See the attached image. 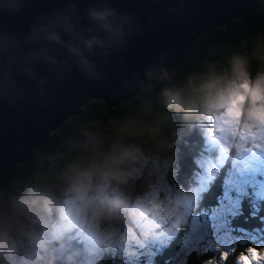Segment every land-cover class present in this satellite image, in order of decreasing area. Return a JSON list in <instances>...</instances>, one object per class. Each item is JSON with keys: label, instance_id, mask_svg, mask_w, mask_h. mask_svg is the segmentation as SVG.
<instances>
[{"label": "rangeland", "instance_id": "1", "mask_svg": "<svg viewBox=\"0 0 264 264\" xmlns=\"http://www.w3.org/2000/svg\"><path fill=\"white\" fill-rule=\"evenodd\" d=\"M245 68L242 65L235 69L232 78L223 79L207 99L203 89H210L209 84L214 86L212 76L199 90L200 106L193 114L175 104L177 124L181 121L188 129L195 128L191 135L205 139L202 148L205 152L200 140L196 148L191 137L184 144L182 154L190 151L189 167H196L191 169L186 188L183 187L186 180L176 175L180 165L175 152L178 141L172 142L165 133L155 131V139L144 143L131 133H123L120 143L108 131L100 140L99 162H93L99 137L95 130L91 134L84 132L80 149L89 158L86 165L74 169L70 175L60 176L59 186L38 187L37 207L25 203L16 210L14 222H0V245H7V252L0 249V264H45V256L61 264H102L108 255L111 264H154L157 251L167 247L181 230L182 240L166 263L178 264L185 259L189 243L203 235L205 222L209 220L224 225L218 232L213 230L214 239L222 245L236 242V252L229 254L223 264H239L238 257H243V264H249L244 254L245 243L261 244L264 231L256 229L261 240L251 241L242 227L253 218L241 212L240 207L244 198L251 206L259 201L264 204V198L258 195L264 193V152L254 147L264 144V78L258 74L249 81ZM185 86L188 88L189 82ZM247 149L254 152L245 153ZM146 164L151 167L146 168ZM143 168L152 170L151 177L139 185V192L127 203V194L135 187ZM221 182L220 192L211 197L206 195L211 194L212 185ZM55 188L61 199L57 211L52 212L49 203L56 195ZM116 205L131 213L136 231L128 224L121 230L109 223L110 212ZM261 211L264 215V210ZM261 226L264 227V220ZM14 233L24 236L12 241ZM67 233L81 245L80 251L70 246L71 253L68 252L66 244L70 241L59 240L67 237ZM199 252L206 257L199 264L209 261L217 264L215 253ZM249 255L252 261L264 264L255 251Z\"/></svg>", "mask_w": 264, "mask_h": 264}, {"label": "water", "instance_id": "2", "mask_svg": "<svg viewBox=\"0 0 264 264\" xmlns=\"http://www.w3.org/2000/svg\"><path fill=\"white\" fill-rule=\"evenodd\" d=\"M259 6L260 0H0V175L28 162L89 100L115 108L140 95L196 37ZM100 13L103 19L94 15ZM151 172L143 168L135 187ZM120 207L109 217L118 227L127 222ZM185 259L199 264L206 257L192 252Z\"/></svg>", "mask_w": 264, "mask_h": 264}, {"label": "trees", "instance_id": "3", "mask_svg": "<svg viewBox=\"0 0 264 264\" xmlns=\"http://www.w3.org/2000/svg\"><path fill=\"white\" fill-rule=\"evenodd\" d=\"M259 64L260 68H258ZM242 65L246 67L249 81L258 74L264 78V0H260L256 12L239 16L227 27H214L208 34L196 37L190 43V48L185 52L184 57L164 75L157 77L152 84L143 87L140 95L127 99L115 108H103L100 99H91L79 107L74 115L49 133L45 143L32 151L28 162L16 164L0 175V222H14L16 210L25 203L37 207L38 187L59 186L60 176L70 175L74 169L86 165L89 158L82 155L80 145L75 140L80 134L84 132L91 134L95 130L99 137L98 146L95 147L96 152L92 155V159H95L93 162H99L100 140L108 131V134H113L120 143H123V133H131L142 143L151 140L155 131L171 134L175 131V126L178 127L177 115L175 116L177 106L173 105V96L179 98L187 114H193L195 108L200 106L197 99L198 92L212 79V76L214 86L209 84L212 90L203 89L207 92V99L210 98L213 89L222 84L223 79L232 78L233 71ZM187 82H189L188 88L185 86ZM169 138L171 140L170 136ZM199 140L201 150L205 152L202 149L205 139ZM180 144L182 149L181 141ZM195 168L191 166V169L195 170ZM191 169L189 166L184 168L182 162L180 174L186 180L185 187L191 178ZM139 189L140 186L131 190L136 195ZM58 192L55 188L56 195L49 203L52 212L57 211L61 199ZM115 203L119 204L117 201ZM243 204L247 210H250L248 203L243 201ZM14 206L18 207L14 208ZM237 216L238 213L235 217ZM258 219L259 217L242 227L250 234L251 241L261 240L255 233L256 229L264 231ZM108 220L112 224L110 218ZM23 236L14 233L12 241L22 239ZM66 236H70V233ZM181 238L182 236L177 242H173L172 246L176 248ZM59 240L65 241V238ZM9 244L12 246L11 243ZM70 246L81 247L75 242H71ZM0 249L7 252V245L3 243ZM196 256L201 257L202 254L196 252Z\"/></svg>", "mask_w": 264, "mask_h": 264}, {"label": "flooded vegetation", "instance_id": "4", "mask_svg": "<svg viewBox=\"0 0 264 264\" xmlns=\"http://www.w3.org/2000/svg\"><path fill=\"white\" fill-rule=\"evenodd\" d=\"M172 101H173V105H175V104H178V105H181V106H184L181 102H179V98H177V97H175V96H173L172 97ZM175 126V125H174ZM193 129V131H196V129L195 128H190V129H188L187 128V125H181V121H180V123L178 124V127L176 128V126H175V131L174 132H172L171 134L169 133L167 136H170L171 137V141L173 142V141H178V142H176V145H178V150H175V152L179 155V161H180V165H179V168L177 169V171H176V175L178 176V177H182L181 176V174H180V168H181V164H182V162H183V167L184 168H186V166H189V163H190V161H189V156H190V151L188 152V153H185L184 155H183V158L181 159V153H182V151H185V149H184V144H186L188 141H189V138L191 137L192 138V140H193V142H194V146H195V148H196V143L198 142V140L200 139V136H198V135H195L194 133H193V135H191V130ZM186 131V132H185ZM182 133V136L180 135ZM83 134V133H82ZM82 134H80L79 136H77L76 138H75V140H76V142L80 145V137H81V135ZM198 134V133H197ZM194 137H196V138H194ZM180 141L183 143V148L181 149V147H182V145L180 144ZM181 150V151H180ZM221 186H222V182L220 183V185H212L211 186V194L209 195V194H206L207 196H210L211 197V195H213V194H215V192L216 193H218V192H220V189H221ZM184 188H186L185 186H183ZM207 189H210V187H208ZM127 196H128V198H127V200H126V202L127 203H129V199H132L134 196H135V193L133 192V190H131L130 189V192L127 194ZM204 197V196H203ZM201 199H202V197H201ZM243 201L245 202V203H248L247 202V199L246 198H244V199H242L241 200V202L243 203ZM119 203V202H118ZM241 203V207H240V211L241 212H243V213H248L253 219H256L257 217H259V219H258V221H263L264 220V215H262V211L261 210H264V205H262L261 204V201H259L258 203H255V205L254 206H251V205H249V209L250 210H247V208H245V206H243V204ZM120 204V203H119ZM249 204V203H248ZM122 207V206H121ZM254 208H256L257 210H256V212H254V213H252L251 211L254 209ZM122 209H123V207H122ZM123 211L125 212V213H127V222L121 227V230L123 229V227L126 225V224H128L129 226H130V228H132L133 230H135L136 231V227H137V225L136 224H134L132 221H131V219H130V214L125 210V209H123ZM238 214H239V212H237ZM111 225H113V224H111ZM113 226H116V225H113ZM118 227V226H117ZM257 228V227H256ZM118 229H119V227H118ZM182 232H181V230H178L177 232H176V234L174 235V237L171 239V241L169 242V244H168V246L167 247H164V248H161L160 250H158L157 251V255L156 256H154V258H153V263L154 264H156V262L158 261V260H162L163 262H164V264H166L167 263V261H168V257H169V255H170V253H171V251H174L175 250V247H173L172 246V243L173 242H177V240L180 238V236L182 235L181 234ZM264 235V234H263ZM70 237V238H69ZM65 241L66 242H68V241H70V243L71 242H75V241H73V238L71 237V235L70 236H67V237H65ZM146 242V241H145ZM70 243H67L66 245H67V250H68V247H69V244ZM76 243V242H75ZM76 244H78V243H76ZM80 245V244H79ZM177 246H179V244L177 245ZM134 247V246H133ZM135 248V247H134ZM148 248V247H147ZM77 250L78 251H80V248H77ZM68 252H70L71 253V251H69L68 250ZM108 255V254H107ZM109 256V255H108ZM104 258H105V256H104ZM56 259V258H55ZM103 260V259H102ZM59 262V261H58ZM111 263H112V258H111ZM59 264H61L60 262H59Z\"/></svg>", "mask_w": 264, "mask_h": 264}, {"label": "snow or ice", "instance_id": "5", "mask_svg": "<svg viewBox=\"0 0 264 264\" xmlns=\"http://www.w3.org/2000/svg\"><path fill=\"white\" fill-rule=\"evenodd\" d=\"M256 148H260V152H264V144L260 145H254ZM254 151L252 149H247L245 153H253ZM244 153V154H245ZM242 156L238 157L237 159L241 158ZM260 198H264V193L258 194ZM224 225L216 224L212 220L206 221L204 225V233L201 236H197L195 240L191 241L186 247V250L184 252V255H190L192 252H213L215 253L214 259L217 261V264H223L224 261L227 260V257L231 253H235L236 248V242H229L228 244L222 245L220 242H218L216 239L213 238V230L215 229L217 232L219 229L223 228ZM247 247L244 250L245 256L248 257L249 264H261L260 260L252 261L251 256L249 253L251 251H255L258 256H260L262 259H264V243H261L259 245H254L253 243H245ZM239 264H243V257H238ZM178 264H187L186 259L179 260ZM209 264H211V261H209Z\"/></svg>", "mask_w": 264, "mask_h": 264}, {"label": "clouds", "instance_id": "6", "mask_svg": "<svg viewBox=\"0 0 264 264\" xmlns=\"http://www.w3.org/2000/svg\"><path fill=\"white\" fill-rule=\"evenodd\" d=\"M94 15H97L98 19H103L105 14L104 13H100V14H94Z\"/></svg>", "mask_w": 264, "mask_h": 264}, {"label": "bare ground", "instance_id": "7", "mask_svg": "<svg viewBox=\"0 0 264 264\" xmlns=\"http://www.w3.org/2000/svg\"><path fill=\"white\" fill-rule=\"evenodd\" d=\"M156 170V169H155ZM157 171V170H156Z\"/></svg>", "mask_w": 264, "mask_h": 264}]
</instances>
